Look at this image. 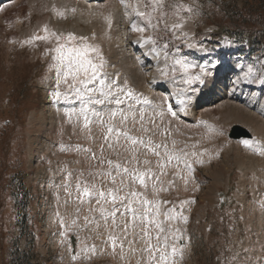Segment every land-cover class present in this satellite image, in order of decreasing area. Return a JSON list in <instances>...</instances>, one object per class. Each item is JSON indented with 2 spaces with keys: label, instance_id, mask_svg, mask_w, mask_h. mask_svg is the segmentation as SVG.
Instances as JSON below:
<instances>
[{
  "label": "rangeland",
  "instance_id": "1",
  "mask_svg": "<svg viewBox=\"0 0 264 264\" xmlns=\"http://www.w3.org/2000/svg\"><path fill=\"white\" fill-rule=\"evenodd\" d=\"M74 1L84 5L71 6L65 0H0V264H10L13 252L34 255L31 264H137L138 259L144 264L146 259L145 253L130 251L132 246L143 247V241L133 236L142 225L129 228L127 239L119 228L115 230L123 240L121 257V248L114 252L108 240L111 217L106 224L101 213L94 210L99 207L95 198L81 203L75 186L79 177L101 190L118 187L120 177L113 184L102 175L110 170L115 175L116 163L142 170L147 167L143 161L148 159L159 174L158 158L143 145H132L115 133L106 141L107 117L104 124L95 120L85 128L82 118H69L67 113L73 108L70 101L53 100L50 93L56 91V75L52 57L57 41L49 37L25 43L34 35L47 36L52 31L87 37L88 43L99 48L108 78L122 86L127 82L155 105H162L166 99L174 105L176 118L167 114L163 104L166 114L163 120L154 117V124L151 110L146 112L144 126L155 134L144 132L131 116L126 128L119 117L113 124L137 139H151L153 145L167 143L172 150L174 140L177 150L197 153L188 157L191 174L182 165L165 168L167 175H160L157 188L167 190L153 192L151 181L144 188L138 182L133 185L131 177L127 180L129 190L134 187L141 199L160 202L159 220H164L163 212L173 209L187 217L186 222L179 216L165 222V227L179 228L178 235L183 237L174 241L185 246L183 259L175 258L177 264H259L264 260V156L244 147V139L231 140L227 134L237 124L251 133L250 139L264 146V50L244 51L227 37L210 42L209 34L218 26L241 22L239 13L248 20V26L263 33L264 0H168L169 4L183 3L196 10L184 25L186 37L166 31L164 23L156 31H132L119 0ZM108 3L114 13L110 15L111 27L105 19L108 10H96ZM53 7L63 17L55 14ZM174 11L170 10L169 24L176 19ZM69 20L76 26L64 27ZM141 35H151L160 44H168L171 52L208 66L210 75L204 84L193 85L195 91L179 92L183 85L162 81L156 61L144 56L145 48L135 43ZM190 44L195 47L190 48ZM154 78L156 84L151 83ZM65 90L61 83L60 91ZM170 92L177 102H172ZM160 151L163 156V149ZM197 158L204 162L197 163ZM108 160L113 161L111 169ZM66 178L71 197L63 187ZM181 201L187 203L181 205ZM104 207L112 206L104 203ZM61 219L65 228H61ZM73 219L76 224L61 237L60 232L66 231ZM128 219L117 213L116 222L121 227ZM70 243L78 253L76 261L71 258ZM234 256L238 257L235 261Z\"/></svg>",
  "mask_w": 264,
  "mask_h": 264
},
{
  "label": "snow or ice",
  "instance_id": "2",
  "mask_svg": "<svg viewBox=\"0 0 264 264\" xmlns=\"http://www.w3.org/2000/svg\"><path fill=\"white\" fill-rule=\"evenodd\" d=\"M122 8L124 9V15L128 17V23L130 29L134 32L145 33L148 29L153 31L158 30V26L164 23L166 31H172L175 36L179 33L182 36H187L183 32L184 25L188 22L192 15L197 14L196 10L191 5L169 4L168 0H119ZM174 8V15L176 19L169 24L167 22L170 15V10ZM53 11L58 16L63 17L62 12H57L55 7ZM74 12L75 9H72ZM184 13L187 16L183 15ZM109 27H111L113 21L111 16L105 17ZM43 31L48 33L47 26H44ZM54 37L57 41V46L54 51L56 55L52 57L55 63L52 67L55 69L56 75V91L50 93L55 102H59L61 99L68 100L73 104V108L69 113V118L73 115L84 121V127L88 128L89 124L99 120L101 124L105 123L104 117H107V134L105 140L107 141L109 135L115 133L117 137H125L132 145H143L149 152L154 154L157 160V166L159 168V174L153 171L151 167V161L145 159L143 164L147 167L144 169L133 168L130 169L127 166H123L119 163L114 165L115 175L110 170L102 175L109 177L113 184H116L117 177H120L118 187H109L107 190H101L96 185L89 184L87 181H82L79 177L76 181V192L78 193L77 199L83 203L86 198H95L99 207L94 209L99 211L103 216L105 223L107 224L108 218L112 219V232L108 236V240L111 242V247L115 252V249L119 246L121 248V257H123V240L120 236L115 235V230L120 229L123 239H127L129 235V228H136L142 225L140 232H133L134 238H139L143 241V247L136 249L133 245V241L129 240L130 251L133 253L140 251L146 254L144 264H177L176 257L179 256L183 259L184 245L181 243L177 245L174 241H182L183 237L178 235L179 228L172 229L169 225L165 227V222L170 220H176L178 216L185 222L186 216H180L175 213L174 209L163 212L164 220L161 221L158 217L161 215L160 202L153 200L149 201L144 198L141 199V193L137 192L135 188L129 190V184L127 183L128 177H131L132 184L137 182L141 187L147 188L148 182L151 181V187L153 192L167 190L157 188V182L160 180V175H167L164 171L166 167L172 165L174 167L183 166L184 170L189 174L193 172L192 163L189 160V155L195 157L196 152L185 151L184 149H176V141H172L173 149L170 150L167 143H158L153 145L151 139L145 141L144 139H137L129 135L127 130H122L120 127H116L113 124L115 118H120V124L127 126L129 116L133 118L135 123H139L144 132H155L152 128L144 126L146 119V112L150 109L153 114L152 123L154 124V117H160L163 120L165 116V108L163 104L167 105L166 112L173 118H176L178 113L174 111V105L167 99L162 105H155L147 96L142 93L136 92L134 89L127 85V82L122 86L116 80H112L104 73V59L99 51V48L95 45L88 43L87 37H77L73 33L67 35L63 33H56L52 31L47 36L34 35L25 43H29L32 40L47 39ZM135 43L140 44L145 48L144 56L151 57L156 61V71L162 81H167L173 86L177 84L183 85L178 89L179 92L195 91L193 85L204 82V78L210 75L209 67L204 64L193 63L186 56H181L179 52H171L168 44H160L153 36L141 35ZM190 48L195 45H188ZM140 60V57H137ZM143 63V60H140ZM214 67V65L212 66ZM251 71V69H250ZM66 85L64 92L60 91V84ZM152 84H156L157 80L154 78L151 81ZM183 104L184 101H179ZM78 105V109L76 107ZM183 110V109H181ZM139 116V120H136V116ZM158 130V129H157ZM170 135V133H168ZM244 147L251 149L256 154L264 156V146H261L255 138L244 139L241 142ZM111 147V144H109ZM163 149V156L160 149ZM85 151H88L85 149ZM135 153V148L131 149ZM204 151H207L206 149ZM203 155V152L201 153ZM94 156V154H93ZM166 157V159H165ZM133 160H136L133 155ZM175 162V163H174ZM197 163H203L204 161L197 158ZM104 163L103 160L100 161ZM127 163V162H126ZM107 164L110 169L113 166V161L108 160ZM97 175H101L98 173ZM71 173H69V177ZM185 185L188 180L184 178ZM171 183V181H169ZM64 190L71 197L72 193L69 192L70 185L66 181L63 185ZM123 193V194H121ZM103 202V203H102ZM104 203H110L111 209L104 207ZM164 203H167L165 201ZM181 205L187 203V201H181ZM138 205V207H134ZM264 207V204H262ZM123 209V211H121ZM79 211V209H77ZM93 211V209H90ZM117 213L121 217H129L124 223L123 227L117 224ZM59 215V213H57ZM86 223H90L88 217H84ZM135 221H139V224H135ZM76 224V220L73 219L71 224L67 225L66 231H61V237H65L68 231H71L72 225ZM63 219H61V228H65ZM153 235L155 236V243H153ZM78 239V238H77ZM121 240L120 244L117 241ZM63 243V240L61 241ZM87 250V246H86ZM69 251L72 253V260L76 261L78 253L75 252L73 245L70 243ZM91 251L95 252V246L93 245ZM247 251V249H245ZM238 257L234 256L233 261ZM137 264H141V260H137ZM259 264H264V260H261Z\"/></svg>",
  "mask_w": 264,
  "mask_h": 264
},
{
  "label": "trees",
  "instance_id": "3",
  "mask_svg": "<svg viewBox=\"0 0 264 264\" xmlns=\"http://www.w3.org/2000/svg\"><path fill=\"white\" fill-rule=\"evenodd\" d=\"M222 2L225 3V1ZM239 17H241V22H232L224 26L221 25L218 26L215 31H212L209 34L210 42H220L224 37H229L241 48H244V51L254 53L255 51L264 50V32L260 33L258 30L254 29V27L248 26V20L240 13ZM34 258V255H29L28 253L13 252L10 264H31L30 262L34 260Z\"/></svg>",
  "mask_w": 264,
  "mask_h": 264
},
{
  "label": "bare ground",
  "instance_id": "4",
  "mask_svg": "<svg viewBox=\"0 0 264 264\" xmlns=\"http://www.w3.org/2000/svg\"><path fill=\"white\" fill-rule=\"evenodd\" d=\"M36 1V0H35ZM38 1V0H37ZM58 1V0H57ZM65 2H66V4H71V6H73V5H75L76 7H79V6H82V5H84V4H81V3H79V2H76V1H74V0H65ZM33 4V3H32ZM57 4V3H56ZM60 4H62V3H60ZM86 5H87V3H86ZM97 5H99V4H97ZM62 6V5H61ZM69 6V5H68ZM67 6V7H68ZM88 6V5H87ZM105 6V7H104ZM104 6H98V7H96V10L98 9L99 11L101 10V12L103 11L102 9H104V10H108V13H107V15H112V16H114V13H113V10L111 9V4L110 3H108V4H106V5H104ZM116 5H114V7H115ZM56 7V6H55ZM70 8V7H69ZM100 12V13H101ZM116 12H117V10H116ZM103 13V12H102ZM106 13V12H105ZM56 14V13H55ZM118 14V13H117ZM118 17H120V16H118ZM115 19H116V17H114ZM119 22V21H118ZM117 23V22H116ZM74 26H76V22L74 21V20H72V21H66L65 22V24H64V27H66V28H73ZM119 26V25H118ZM114 44V43H113ZM126 46V45H125ZM126 57H127V55H126ZM131 60V59H130ZM129 62V61H128ZM123 64V63H122ZM142 79V78H141ZM137 83V82H136ZM210 91V90H209ZM233 109V108H232ZM250 115V114H249ZM246 118H250V117H246ZM238 120V119H237ZM261 123V122H260ZM250 125V124H249ZM261 127V126H260ZM221 171V170H220ZM215 173V172H214Z\"/></svg>",
  "mask_w": 264,
  "mask_h": 264
},
{
  "label": "water",
  "instance_id": "5",
  "mask_svg": "<svg viewBox=\"0 0 264 264\" xmlns=\"http://www.w3.org/2000/svg\"><path fill=\"white\" fill-rule=\"evenodd\" d=\"M228 137L233 140H238L241 138H250L251 135L244 127L236 124L231 126Z\"/></svg>",
  "mask_w": 264,
  "mask_h": 264
}]
</instances>
